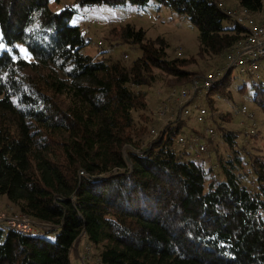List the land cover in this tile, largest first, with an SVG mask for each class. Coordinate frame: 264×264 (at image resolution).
I'll return each mask as SVG.
<instances>
[{"label": "trees", "instance_id": "trees-1", "mask_svg": "<svg viewBox=\"0 0 264 264\" xmlns=\"http://www.w3.org/2000/svg\"><path fill=\"white\" fill-rule=\"evenodd\" d=\"M48 1L0 0L2 41L22 44L33 57L0 54V195L33 221L29 233L0 227V264H71V256L82 264H264V157H252L247 170L233 150L239 132L221 129L233 154L217 158L214 178L212 166L182 158L194 144H177L191 117L161 126L152 111L145 115L147 94L139 88L156 83L155 71L171 78L166 96L202 81L203 72L187 70V59H167L164 40L149 41L129 24L120 26V40L140 56L129 66L93 60L70 24L74 10L52 12ZM150 1L189 19L198 30V59L212 57L214 67L242 34L217 0L76 3ZM236 2L252 16L264 13L263 0ZM225 20L233 26L223 28ZM211 64L203 70L214 72ZM229 73L208 92L212 112L210 97L222 93ZM173 100L163 102L171 108ZM253 101L264 112V87ZM247 175L252 188L242 184Z\"/></svg>", "mask_w": 264, "mask_h": 264}, {"label": "rangeland", "instance_id": "rangeland-1", "mask_svg": "<svg viewBox=\"0 0 264 264\" xmlns=\"http://www.w3.org/2000/svg\"><path fill=\"white\" fill-rule=\"evenodd\" d=\"M217 1L225 9H240L236 0ZM48 8L55 13L65 8L74 10L70 24L78 26L81 35L88 42V45L82 49V54L90 56L93 60L121 61L125 66H129L137 59L140 56L137 46L125 45L120 40V26L129 24L136 30L142 29L149 41L164 40L166 58L169 60L187 59L190 65H187L186 69L197 71L198 76L202 75V72L204 76L208 74V71L203 70L206 62L209 64L212 62V67L208 68L210 71H215L225 65L223 57L215 67V60L212 57L205 56L199 60L197 57V28L190 23L186 16L177 14L167 7L159 6L155 1H150L142 6L126 4L117 7L106 5L80 7L76 0H49ZM250 16L255 21L264 19V13L259 14L258 17ZM259 18L261 19L259 20ZM222 26L228 29L233 26V23L231 20H225ZM98 42H101L100 46H98ZM2 52H8L14 58L19 57L27 62L33 61V57L22 44L7 46L2 41L0 33V54ZM124 55L127 58H124ZM258 65L259 69L252 74L243 73L238 68L231 70L227 86L222 93L213 92L210 97L214 101V112L211 111L207 105V100H205V107L210 109L208 110L211 111V114L214 113V119L210 120L209 123L215 131V138L207 146L205 152H198V146L205 144L207 139L196 137L195 143L190 146L189 155L182 157L186 161L190 160L196 164H202L205 168L212 166L214 178L217 177L216 172L221 170L217 158L227 159L233 154V150L238 153L247 170L250 169L252 157H264V112L253 101L256 90L264 87V59L260 60ZM155 74L158 76V80L154 85L150 88L146 86L139 88L147 94L148 111L145 112V115L150 117L149 111H152L154 121H156L158 106L167 98V83L171 80L169 76L158 71H155ZM195 103L198 104V100ZM243 107L246 109L245 112L242 111ZM249 114H253V118H248ZM219 115H229L230 118L228 121H223ZM133 117L137 121L138 114L134 113ZM204 129H206L205 125L196 124L191 119L187 126L182 128L181 134L185 139L191 141L192 130L203 134ZM221 129L239 132L233 150L228 148L220 137ZM182 148L181 146L176 147L178 151ZM216 180L222 181L221 178ZM206 181H208V176ZM242 184L252 188V175H247L242 180ZM13 218L20 222L29 220L19 213L18 208L5 195H0V227L6 229L7 225H10L7 222L12 223ZM37 232L42 231L33 230V233ZM70 260L71 264H82L74 256H71ZM86 264H97L96 259L92 258Z\"/></svg>", "mask_w": 264, "mask_h": 264}, {"label": "built area", "instance_id": "built-area-1", "mask_svg": "<svg viewBox=\"0 0 264 264\" xmlns=\"http://www.w3.org/2000/svg\"><path fill=\"white\" fill-rule=\"evenodd\" d=\"M218 7L242 29L239 40L224 54L226 66L223 68L219 67L214 72L208 73L201 79L202 81L194 78L187 87L180 89V91L172 90L167 97L169 99L174 98L173 102L175 105L168 108V105L163 102L156 112V120L161 126L173 121L178 115L182 116L183 119L191 117L196 124L206 126L203 133L211 140L215 138L214 130L209 123L212 114L204 105L209 90L213 88L214 84L225 78L226 74L228 75L234 68H240L251 74L256 72L259 69L258 62L264 59V20L255 21L244 8L237 10L225 9L221 3H218ZM100 45L101 42H98V46ZM124 58H127V56L124 55ZM224 72L225 74L223 75ZM197 100L198 104L195 103ZM245 110L243 107L242 111L245 112ZM247 117L253 118V114H249ZM196 137V135L191 137V141L195 143ZM187 143L188 141L184 136L178 138V145L187 146ZM206 149L207 145L202 144L198 146L197 151L205 152ZM82 174L83 172L80 175ZM7 223L10 224L8 225L10 228L29 233L33 221L29 219L25 222H20L13 218L12 223L9 221Z\"/></svg>", "mask_w": 264, "mask_h": 264}, {"label": "water", "instance_id": "water-1", "mask_svg": "<svg viewBox=\"0 0 264 264\" xmlns=\"http://www.w3.org/2000/svg\"><path fill=\"white\" fill-rule=\"evenodd\" d=\"M126 162H128V159H125Z\"/></svg>", "mask_w": 264, "mask_h": 264}, {"label": "crops", "instance_id": "crops-1", "mask_svg": "<svg viewBox=\"0 0 264 264\" xmlns=\"http://www.w3.org/2000/svg\"><path fill=\"white\" fill-rule=\"evenodd\" d=\"M256 17H258V16H256Z\"/></svg>", "mask_w": 264, "mask_h": 264}]
</instances>
